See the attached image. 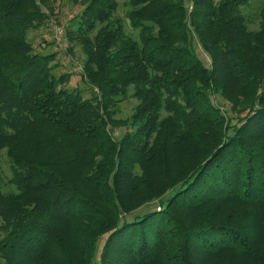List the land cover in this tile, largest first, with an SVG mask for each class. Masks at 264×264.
<instances>
[{"label":"trees","instance_id":"1","mask_svg":"<svg viewBox=\"0 0 264 264\" xmlns=\"http://www.w3.org/2000/svg\"><path fill=\"white\" fill-rule=\"evenodd\" d=\"M49 1L0 0V264H264V6L253 30L252 0H123L136 40L81 0L85 98L28 40Z\"/></svg>","mask_w":264,"mask_h":264},{"label":"rangeland","instance_id":"2","mask_svg":"<svg viewBox=\"0 0 264 264\" xmlns=\"http://www.w3.org/2000/svg\"><path fill=\"white\" fill-rule=\"evenodd\" d=\"M119 1V7L115 13V18H119L124 25L126 34L134 39H139V30L133 29L130 26L127 12L129 5L123 1ZM51 8H47L49 13L48 20L36 29H30L27 33L28 40L33 45L34 52L40 54L55 53L54 64L55 72L62 74L64 72L71 73V80L67 87L70 90H77L85 98L92 97L97 90L92 88L89 83H86L82 78L84 52L82 45L77 40L71 41L67 32L68 30H76L79 16L81 15L85 4L81 0H50ZM264 6V0H252L249 4L242 7V12L245 14L248 27L250 29H258L260 24V13ZM57 25L63 29V35L60 38L56 37L54 26ZM60 43V44H59ZM198 51L204 61L209 62L208 54L204 53L199 46ZM133 88L129 89V93L125 98L120 99L116 103V117L127 118L134 112L138 100L132 96ZM216 101L222 106H229L228 102L221 96H216ZM127 129L118 127L113 130L115 136L122 135ZM12 178V163L5 151L0 153V188L3 192L16 191L15 185L10 181ZM156 201H153L140 210L139 213L155 208ZM159 207V206H158ZM157 207V208H158ZM134 214H128L126 217L131 218ZM106 236L99 240L100 247L104 243Z\"/></svg>","mask_w":264,"mask_h":264},{"label":"built area","instance_id":"3","mask_svg":"<svg viewBox=\"0 0 264 264\" xmlns=\"http://www.w3.org/2000/svg\"><path fill=\"white\" fill-rule=\"evenodd\" d=\"M54 32H55L57 38H60L64 34L63 29L57 25L54 26Z\"/></svg>","mask_w":264,"mask_h":264}]
</instances>
